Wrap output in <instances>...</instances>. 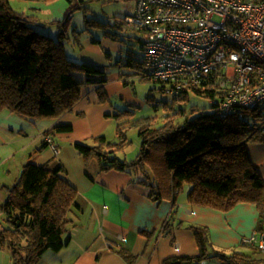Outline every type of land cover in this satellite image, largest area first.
I'll return each instance as SVG.
<instances>
[{
  "label": "trees",
  "instance_id": "1",
  "mask_svg": "<svg viewBox=\"0 0 264 264\" xmlns=\"http://www.w3.org/2000/svg\"><path fill=\"white\" fill-rule=\"evenodd\" d=\"M64 1L67 8L60 20L42 22L35 16L14 11L9 0H0V111L6 110L31 122L56 120L72 111L82 98V89L88 86L95 87L100 102H107L104 89L107 71L66 58L68 42L81 47V32L70 30V22L84 1ZM85 24L87 32L90 28L103 27L94 20L86 19ZM102 36L118 44L123 42L109 31ZM127 39L132 43L127 42L130 48L122 52L124 61L119 60L111 67L120 70L121 79L127 76L121 68H126L128 75L138 78L139 82L158 84L160 91H168L167 84L152 82L150 72L144 67L142 38ZM104 55L109 57L108 52ZM77 74L83 80H77ZM153 90L150 89L147 100L151 99ZM189 91L209 99L212 112H201L179 123L175 121L178 115H173L156 127L149 124L150 118L135 123L119 122L123 117H134L132 106H128L115 117L118 142L110 143L104 136H98L91 140V145L75 143L74 149L84 163L95 159L103 172L132 174L149 190L148 196L153 202L173 200L189 186L187 202L193 206L225 213L239 204L254 205L258 220L253 232L264 233V180L247 152L248 144H264V132L258 129L260 110L235 106L224 115L219 108L221 92L213 80L173 96L186 100ZM130 126L138 128L141 148L136 159L127 162L118 159L116 152L124 148V129ZM70 130V126H60L46 132L42 147L30 155L18 181L7 189L6 202L0 206V252L10 256L11 264H37L45 253L62 249V237L71 224L77 192L61 168L51 171L45 165H36L34 160L43 146L48 145L46 137L50 138L53 132L65 134ZM173 214L162 226L160 235L180 226L175 224ZM189 229L198 254L179 259L180 264L207 261L264 264V257L259 258L264 250L256 245L241 242L245 251L225 252L212 245L206 228L190 226ZM120 253L126 259H136L123 251Z\"/></svg>",
  "mask_w": 264,
  "mask_h": 264
},
{
  "label": "crops",
  "instance_id": "2",
  "mask_svg": "<svg viewBox=\"0 0 264 264\" xmlns=\"http://www.w3.org/2000/svg\"><path fill=\"white\" fill-rule=\"evenodd\" d=\"M18 1L28 4L33 10L49 11L50 18L44 22L60 20L67 8L64 0L51 3ZM80 41V48L71 42L65 45L66 58L105 71L112 65V53L119 55L122 52L118 44L103 36L99 40L89 35ZM66 47L69 48L68 53ZM104 52L109 53V59ZM128 73L127 80L123 82L139 81ZM120 76L118 70L121 81ZM75 77L83 80L82 75ZM107 78L108 82L104 84L107 102L99 101L95 87H84L82 98L72 111L56 120L31 122L6 110L0 111V206L5 204L7 189L18 181L30 155L44 144L43 135L56 127L71 128L65 134L53 132L49 135L57 147V154L46 144L34 160L36 165H45L51 171L61 168L77 192L71 224L62 237V249L57 253H45L37 264H180L179 259L198 254L190 226L206 228L212 245L217 249L245 251L241 239L255 230L258 220L254 205L239 204L225 213L193 206L187 202L189 186L184 187L173 200L153 202L148 196L149 190L129 172H103L95 159L83 162L73 145L91 144V140L98 136L108 139L107 134L114 132L115 117L122 111L120 104L110 99L113 90L111 93V79ZM247 152L264 180V144H248ZM173 212L175 224L180 226L160 235L162 226ZM121 251L136 259H126ZM261 257L264 253L259 255ZM0 264H11L6 252H0Z\"/></svg>",
  "mask_w": 264,
  "mask_h": 264
},
{
  "label": "built area",
  "instance_id": "3",
  "mask_svg": "<svg viewBox=\"0 0 264 264\" xmlns=\"http://www.w3.org/2000/svg\"><path fill=\"white\" fill-rule=\"evenodd\" d=\"M118 24L142 34L152 82L177 95L213 80L222 113L235 106L259 109L264 132V0H137L133 16ZM241 242L264 250V233Z\"/></svg>",
  "mask_w": 264,
  "mask_h": 264
},
{
  "label": "rangeland",
  "instance_id": "4",
  "mask_svg": "<svg viewBox=\"0 0 264 264\" xmlns=\"http://www.w3.org/2000/svg\"><path fill=\"white\" fill-rule=\"evenodd\" d=\"M78 2V0H75ZM84 1L82 9L75 11L72 15L70 22V30L75 29L77 32H81L80 40L83 37L91 35L95 39H101L105 31H109L118 36V40H123L122 44H118L122 48V52L129 50L127 45L128 38H142V34L131 28H124L118 24V21L127 17H132L135 13L137 0H82ZM10 7L18 12L26 15H36L40 21H46L50 18V12H40L33 10L28 4L22 3L18 0H9ZM66 10V9H65ZM64 10V11H65ZM64 12L62 14V17ZM94 20L97 23L103 25L102 29L90 28L89 32L85 31V20ZM104 28V29H103ZM135 51L137 48L134 47ZM66 52H69V48L66 47ZM122 52L120 54H122ZM137 53V52H136ZM117 53H112V64L115 65L119 60L124 61V54L120 56ZM116 69V70H115ZM118 68L113 66L107 69L108 77L111 79L112 89L110 90L112 95L110 99L115 104H120L122 110L128 108L129 105L133 106L132 110L134 117H123L119 122H125L127 120L130 123L150 118L152 119L149 124L156 127L161 126L168 117L178 115L175 117L177 123L182 122L185 118L195 117L201 112H212L210 108L209 99L196 95L189 91L187 93V99L182 100L173 96L167 91H160L158 84H152L151 82H131L124 85L123 81L127 78L118 79ZM121 71L128 73L126 68H121ZM122 82V83H121ZM154 90L150 93L151 99L147 100V95L150 89ZM118 122V121H116ZM114 132L111 131L107 134V140L110 143L118 142ZM124 135L126 136V144L123 149L116 152V157L123 161H134L138 156L141 148V138L138 135V128L136 126H130L124 129ZM86 145H91L86 143ZM204 264H217L215 261H207Z\"/></svg>",
  "mask_w": 264,
  "mask_h": 264
}]
</instances>
